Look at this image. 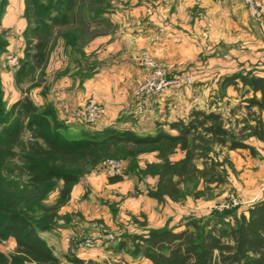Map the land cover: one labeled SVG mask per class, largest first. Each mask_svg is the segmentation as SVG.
Returning a JSON list of instances; mask_svg holds the SVG:
<instances>
[{
	"label": "rangeland",
	"instance_id": "obj_1",
	"mask_svg": "<svg viewBox=\"0 0 264 264\" xmlns=\"http://www.w3.org/2000/svg\"><path fill=\"white\" fill-rule=\"evenodd\" d=\"M5 1L0 33L7 48L0 56V89L6 109L28 98L39 110L54 109L70 135L113 129L145 136L141 134L146 127L144 121L160 116L156 107L158 100L165 97L167 103L176 104L177 115L186 112L187 107L192 112L219 115L223 129L229 132L226 145H221L198 128L185 151L180 144H161L159 150L129 144L109 146L99 151L96 164L89 159L79 164L80 177L62 201V183L50 185L48 194L34 192L27 183L26 158L34 157L42 143L27 130V119L21 116L18 136L0 150V191L16 193L22 199L37 195L36 206L27 211L24 208V215L34 221H40L45 210L55 212V227L41 237L58 264H69L68 256L85 264H151L131 255L132 238L146 236L152 230L178 229L189 220L203 221L214 213L246 215L253 205L264 202V137L259 139L254 134V119H260V115L244 105L250 95L243 97L240 89L226 91L219 85L221 77L233 72L254 73L261 67L255 61L264 58V40L258 42L253 31H239L238 21L229 17L223 20L222 13L206 17L200 0H75V16L68 15V21L52 26L49 35H44L31 32L34 23L30 24L31 14L26 16L25 0ZM225 1L228 5L234 3L235 12H246L242 16L247 14L249 27L250 23L264 21L260 0H255L262 7L258 18H252L239 0ZM98 12L103 14L94 21ZM237 16L242 18L240 13ZM207 21L211 24L208 30L203 28ZM162 22L179 29V45L173 40L168 48L165 46V54L149 55V42H143V36L146 32L159 33L157 25ZM194 31L198 36L196 44L190 42ZM222 34L227 36L225 40L220 38ZM163 35L165 43L167 37L173 38L166 30ZM38 43L44 45L42 62L32 58L38 53ZM176 48L178 55L174 56ZM27 50L29 65L25 73L16 77ZM258 61L264 68L262 60ZM158 72L162 77L156 80L154 74ZM96 78L100 83L90 87ZM156 81L167 83L164 91L147 93ZM174 81L179 83L171 85ZM93 98L105 114L97 123L87 124L76 113ZM104 102L120 103L108 127ZM166 109L165 119L170 115ZM124 122L130 126L121 128ZM208 126L209 123L204 128ZM231 139L248 148L230 150ZM185 160H190L196 173L181 186L179 201L151 198L149 193L156 189L157 177L148 173V167ZM110 163L115 165L112 170ZM231 216L227 219L232 220ZM87 241L92 242V248L83 247ZM15 250L12 238L0 241V252L7 258Z\"/></svg>",
	"mask_w": 264,
	"mask_h": 264
},
{
	"label": "trees",
	"instance_id": "obj_2",
	"mask_svg": "<svg viewBox=\"0 0 264 264\" xmlns=\"http://www.w3.org/2000/svg\"><path fill=\"white\" fill-rule=\"evenodd\" d=\"M25 4L26 16L31 14L30 24L34 23L32 33L49 35L52 26L62 25L68 21L70 14L75 16V0H25ZM5 6L6 1L0 0V19ZM102 14L95 13L94 21H99ZM6 48L7 42L0 33V56ZM35 48L38 53L32 58L42 62L45 56L43 43H38ZM28 54L27 50L24 59L20 61L21 67L16 77L25 73L29 65ZM219 85L224 90L240 85L244 90L243 97L250 95L245 99L247 110L255 107L260 113L264 112V78L251 72H237L221 77ZM257 94H260L259 98ZM21 116L27 119V130L42 143L38 145L34 157L26 158L24 172L27 183L34 192L45 194L52 190L50 185L53 183H62V201L68 196L71 185L80 177L77 169L79 164L87 159L93 165L96 164L100 158L97 155L99 151L109 146L129 144L134 148L151 147L159 150L161 144H180L185 151L189 138L198 128H203L205 133L217 139L221 145H226L225 140L229 137V132L222 127L220 116L204 112H193L188 121L170 124L169 128L176 131V135L159 130L154 135L137 136L129 131L117 132L113 129L96 130L93 133L81 131L70 135L66 124L57 119L54 109L39 110L28 98L6 109L0 89V150L18 136ZM254 121L257 126L254 134L263 139L264 127L259 116ZM208 123L209 126L204 128ZM246 148V145L233 139L229 143L230 150ZM148 173L157 177L156 189L149 193L151 198L159 202L165 199L178 202L181 186L190 180L196 169L190 160L177 164L165 161L150 165ZM35 198V194L22 199L16 193L0 191V241L12 238L16 243V250L9 258L0 252V264H58L52 249L41 237L42 233L55 227L52 223L55 212L43 211L44 216L40 221L24 215V208L27 211L36 206ZM230 216V211L214 213L203 221L189 220L178 229L152 230L146 236L134 237L131 255L141 257L151 264H264V202L253 205L246 215L231 216L232 220H228ZM66 259L69 264H85L71 256Z\"/></svg>",
	"mask_w": 264,
	"mask_h": 264
},
{
	"label": "crops",
	"instance_id": "obj_3",
	"mask_svg": "<svg viewBox=\"0 0 264 264\" xmlns=\"http://www.w3.org/2000/svg\"><path fill=\"white\" fill-rule=\"evenodd\" d=\"M200 1L203 2L204 11H205L203 13L206 14V17H209L210 14H216V13L220 14V13H222L223 14V20H227L228 17H229V19L231 21H238V23H236L237 24L236 25V29H238L239 31H243V30L245 31L246 30V31H249L250 33L253 31L254 34L256 35V38H257L258 42L260 41L262 43V41L264 40L263 32H262V30H264V21L261 24H257L258 26L255 25L254 23H250V27H249L247 14L242 16V14L246 13V12H244V11L235 12L234 11V7H233L234 3H231V5H228L227 1H225V0H222V1H220V0H200ZM260 1L262 2L263 6H264V0H260ZM235 5H237V4H235ZM238 7L244 8L241 4ZM237 13H240L242 18H239L237 16ZM159 24L157 25V27L158 26L160 27V32L159 33L158 32L157 33H155V32L154 33L146 32L144 34V36H143L145 38V40L143 42H145V43L149 42L148 50H147L149 55L152 54L154 56H159V54H163V53L165 54V52H163L165 50L164 49L165 46L168 48L170 42H173V40H174V42L176 43L177 46L179 45V41H178V37H179L178 34L179 33L176 31V30H179V29H176L177 27L176 28L174 27L176 29V30H174V29L169 28L168 26L166 27V24H164L163 22L160 25ZM210 26H211L210 22L207 21V24H205L203 28L208 30V27H210ZM195 29L197 30L198 28H195ZM156 30L157 29H155V31ZM165 30L171 37H173V38H170L171 40H169L168 37H167L168 41L166 43H165L166 39L164 38V37H166V35H163V32H165ZM223 32H225V29L223 30ZM190 37L193 38L192 40H190V42L192 44H196L195 41H197V39H198L196 31H194V35H191ZM212 38L213 37L210 34L207 37L209 42L212 41ZM220 38L222 40H225L227 38V36H225V34H222V36ZM177 55H178V49H177V51H174V56H177ZM211 57H213V56H211ZM219 58H222L223 61L227 60V57H225V58L224 57H219ZM258 59L259 60L261 59L263 64H264V58H256L255 62H257L261 67L258 66L257 67V71H255L253 74L255 76H257V77L264 78V68L261 65V61L259 62ZM99 83H100V81L97 78L95 80H91L90 87H96ZM233 89H234V87H229V88L226 89V91H231ZM236 89H240L242 93L244 91V90L241 89L240 85L237 86ZM80 94L81 93L77 94V96L80 97ZM256 97L259 98L260 94H257ZM244 105L246 106L247 103H245ZM105 106H106V109L108 111L107 114H106V117H105V118H107L109 120L108 121V125H106V127H108L111 124V121H113V119H111L110 116H113V114H115V110H118L120 108V103L115 104L114 102L113 103L109 102L108 104L105 103ZM175 106H176V104L173 106V102L167 103V99H165V97L163 99L158 100V107H156V110L158 112L157 114H160V116H157V118L153 119V121L151 120L148 123H147L148 120L147 121L145 120L144 124L146 125V127L141 130L142 131L141 134H143L145 136H149V135L156 134L157 131H159V130H162V131H164V132H166V133H168L170 135H176V131L171 130L169 128V125L177 123L178 121H183V122L188 121L189 117L193 113L192 112L193 109L187 107V111L186 112L177 115L178 113L174 112L175 111ZM165 107H167L168 109H166ZM165 109L167 111H170V115H169V117L167 119H165V116H164ZM195 110H197V109H195ZM251 111L254 112L256 115H260V120H262L263 125H264V112L260 113L258 111V109L255 108V107L251 108ZM156 119H158V120H156ZM128 123L129 122H127V123L124 122L123 125H121L120 127L124 129V128L130 126V125H128ZM157 124H159L160 126H158L157 129H156V125Z\"/></svg>",
	"mask_w": 264,
	"mask_h": 264
},
{
	"label": "built area",
	"instance_id": "obj_4",
	"mask_svg": "<svg viewBox=\"0 0 264 264\" xmlns=\"http://www.w3.org/2000/svg\"><path fill=\"white\" fill-rule=\"evenodd\" d=\"M239 1L244 5V7L247 9V11L249 12L252 18L259 17L262 7L257 1L255 0H239ZM154 76L155 79L157 77L156 80H159L162 77V74L161 72L160 73L158 72L155 73ZM187 81L188 83H191L190 79H188ZM178 83H179L178 81H174L171 82L170 84L174 85ZM154 84L150 85L147 88L146 90L147 93L160 94L164 91V88L167 85V83L164 84V81H160V84H158V81H156L154 82ZM104 114H105L104 110L97 105L96 99L93 98V100H91L83 109H81L80 112L76 113V116L87 124H95L103 118ZM109 165L111 167V170L115 168V165H113V163H110ZM83 245L84 248H88V249L92 248L93 246L92 242L90 241L85 242Z\"/></svg>",
	"mask_w": 264,
	"mask_h": 264
}]
</instances>
